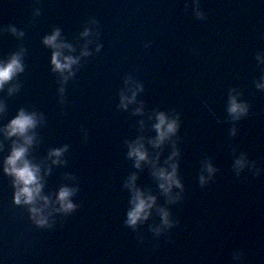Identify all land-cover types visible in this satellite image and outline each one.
I'll return each instance as SVG.
<instances>
[{
  "label": "water",
  "instance_id": "1",
  "mask_svg": "<svg viewBox=\"0 0 264 264\" xmlns=\"http://www.w3.org/2000/svg\"><path fill=\"white\" fill-rule=\"evenodd\" d=\"M86 22L98 28L103 46L88 44L91 54L74 65L61 94L42 38L60 27L79 54L86 39H96L79 35ZM10 24L24 35L7 30ZM0 29V59L26 50L24 71L0 91V124L21 107L43 113L30 156L44 161L50 148L68 145L66 163L51 165L43 191L55 200L64 184L78 186L80 205L38 226L27 206L13 203L11 177L0 170L3 264H264V59L257 55L264 54V0H0ZM130 76L145 86L125 108L120 93ZM237 93L249 111L234 120L228 105ZM160 110L178 115L180 128L156 148L149 138ZM139 136L161 163L175 141L184 188L173 194L180 199L160 189L151 164L137 168L128 156L127 141ZM12 139L4 140L0 159ZM241 152L250 163L238 173ZM208 161L217 171L201 184ZM133 172L137 185L157 196L152 214L135 227L125 223ZM160 206L178 222L156 234Z\"/></svg>",
  "mask_w": 264,
  "mask_h": 264
},
{
  "label": "clouds",
  "instance_id": "2",
  "mask_svg": "<svg viewBox=\"0 0 264 264\" xmlns=\"http://www.w3.org/2000/svg\"><path fill=\"white\" fill-rule=\"evenodd\" d=\"M90 23L98 25L99 21L95 17H91ZM3 30V29H0ZM7 30L12 31L18 36H23V30H19L15 25H7ZM95 34V41L86 39L80 49L79 54H73L76 47L62 36V29L54 27L51 32L43 36V43L52 49L50 63L52 71L58 72L60 76L61 87L59 92L64 93V85L68 80L75 76L77 68L74 67L81 64V58L91 54L92 49L88 47L89 43L95 42L96 51H99L103 46L99 40L100 32L98 28L89 26V22L85 23L83 30L79 33L80 36L90 38ZM68 51H65V50ZM25 49L12 52L7 59H0V91H3L5 85L12 81L19 73L25 69L24 54ZM258 57L264 59V54L257 53ZM127 87L121 90V105L128 107L134 102L140 91L144 88L143 82L134 81L133 77H128L126 80ZM259 87H264V81L258 83ZM19 85H11L8 87V92L12 93L18 89ZM6 105L3 98H0V113L5 111ZM138 112H143L144 107L141 105L136 109ZM228 111L232 114L234 120H239L249 111V104L246 101L239 99V94H232L229 98ZM43 113L29 111L23 107L17 110L7 123L0 124V150L4 147V140L15 137L11 140V147L8 154L0 159V170L11 177L13 186L12 201L16 205L27 206V211L31 220L38 226H51L54 223L53 215L55 212L64 211L71 212L76 210L80 205L73 198L78 191V186L64 184L60 187L56 194L55 200L52 196L46 194L43 189L45 185V175L52 171V164H63L66 160L62 159L67 151L68 145L50 148L47 157L44 161H37L30 156L32 145L36 142L37 133L35 131L37 125L43 120ZM144 122L141 121V124ZM152 127L156 130V135L149 138V142L156 148H161L168 140H170L180 128L179 116H171L166 111L160 110L155 113V121ZM236 127L233 126L232 134H236ZM128 156L134 158L137 168L142 167V162L147 161L152 165V174L157 178L160 189L169 196L170 200L181 198V193L173 194L174 188L183 189L184 184L179 174L180 169V149L175 147L173 141V151L165 158L164 162L160 161V153L155 155L150 154V150L145 144L144 137L139 136L135 140H129ZM162 150V149H161ZM50 160L51 164L46 161ZM250 163L247 154L241 152L235 158L234 167L239 173L245 166ZM42 165H44L42 170ZM253 166L254 162H253ZM208 175L204 171L200 174L201 184L206 183L213 178V173L217 171L215 166L208 161L205 165ZM259 171V169L257 170ZM137 173H131L126 181V185L131 189V207L127 212L125 223L130 226H137L147 220L152 214V209L157 206V196L151 192H146L136 183ZM59 205L58 207L56 205ZM160 216L162 218L161 225L154 226L153 231L156 234L164 231L165 228H171L178 221L171 219L170 210L167 207H159ZM3 264V261H0Z\"/></svg>",
  "mask_w": 264,
  "mask_h": 264
}]
</instances>
